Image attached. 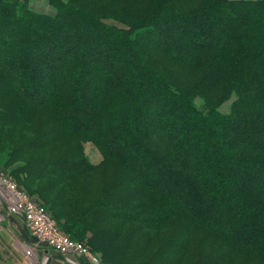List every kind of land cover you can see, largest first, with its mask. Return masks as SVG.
Instances as JSON below:
<instances>
[{"label":"trees","instance_id":"1","mask_svg":"<svg viewBox=\"0 0 264 264\" xmlns=\"http://www.w3.org/2000/svg\"><path fill=\"white\" fill-rule=\"evenodd\" d=\"M50 1L0 0V149L61 226L108 264H264V0Z\"/></svg>","mask_w":264,"mask_h":264},{"label":"rangeland","instance_id":"2","mask_svg":"<svg viewBox=\"0 0 264 264\" xmlns=\"http://www.w3.org/2000/svg\"><path fill=\"white\" fill-rule=\"evenodd\" d=\"M62 1H66V0H62ZM124 4L126 5V7L129 10H135L136 8H138L140 6V1L141 0H124ZM32 3V5L34 6L35 9H37L38 11H45L43 13H48V14H55L56 12V7L52 4V2L50 0H28V4ZM36 11V10H35ZM39 11V12H40ZM105 21L109 24H113V25H117L119 27H124L125 25L117 20H114L112 18L110 19H105ZM235 98V93L232 94V96L228 99H225L221 105L219 106V110L222 112H228L230 110V105L233 101V99ZM199 101L201 100L200 98H197ZM84 147V152L87 155V157L89 158L90 161L98 163L101 159V153L98 151V149L95 147V145L92 142H85L83 144ZM25 157H16L15 155H13L12 153H10V151H8L7 149H0V176L4 175L7 176L8 178H10L12 181H14V183L17 186V189L21 192H24L30 199H32V201L44 206V208H46V210L48 211L50 217L56 222L58 228L67 236H69L72 240L82 243L84 244L86 247H90L88 244V238L90 237V230L84 229L85 231L83 232L82 235H78L75 236V234L68 232L69 229H67L66 226H61V223L63 220H57L55 218V216L53 215L52 209L49 206V204L44 201L41 197L40 194H38L37 192L33 191L31 189V185L30 183L28 184L25 181V173L23 170V166H24V161ZM112 174V171L108 172V176ZM0 190L1 193L3 194V196L7 199L6 195L10 194V192L8 191V189L5 188V186L1 185L0 186ZM5 194V195H4ZM9 201V200H8ZM0 213L1 216L3 218L5 213V209L4 206L2 205V203L0 202ZM4 221V219H3ZM176 225H171L170 228L169 227H163L162 229H159V234L155 235L157 238H159V236H161L162 238H166L170 233V231L173 232L174 236L173 238H175V236L178 234L177 229L175 228ZM176 230V231H175ZM73 234V235H72ZM165 234V235H163ZM202 233H197L198 237H195L194 239V243L197 244H202L203 240L202 238L204 237V235ZM33 237V241L31 242V244L26 247L25 245H23L21 243V241L19 242V239H17L20 244H21V249H22V254L25 256L26 260H27V264H47V262L49 260H53V256L56 255V252L59 254H57L60 258V261H62V257L60 253L58 251H55L47 246H44L43 244H40L36 238L32 235ZM172 238V239H173ZM179 238V237H178ZM189 240H191V237H187ZM171 239V240H172ZM170 240V241H171ZM210 242V241H209ZM209 242H207L209 244ZM207 243L204 244V247H201L200 250H198L197 253V257L201 254V252H203L204 254L207 253L208 249H207ZM169 243H165L164 244V248L168 247ZM206 248V249H205ZM53 250L55 251V253H50V254H44L43 250ZM90 249V248H89ZM91 250V249H90ZM136 252L138 253L139 250L141 251V249L137 248L135 249ZM4 252V250H3ZM49 252V251H48ZM91 252L99 254L98 252H94L91 250ZM135 252V253H136ZM146 255H149V250H144ZM6 254V253H5ZM142 254V253H141ZM144 255V254H143ZM57 258V257H56ZM0 264H12L11 260L12 258L9 256L7 258H0ZM196 258H186V261H191V260H195ZM59 262V259H57ZM233 264H258L257 262L253 261L250 262L248 260H246V258H241V259H237L234 261Z\"/></svg>","mask_w":264,"mask_h":264},{"label":"built area","instance_id":"3","mask_svg":"<svg viewBox=\"0 0 264 264\" xmlns=\"http://www.w3.org/2000/svg\"><path fill=\"white\" fill-rule=\"evenodd\" d=\"M10 192L7 204L8 213L22 219L25 226L36 240L63 255L72 256L75 261L84 260L90 264H108L101 260L100 254L91 252L84 244L72 240L64 234L50 217L44 206L32 201L7 176H0V186Z\"/></svg>","mask_w":264,"mask_h":264},{"label":"crops","instance_id":"4","mask_svg":"<svg viewBox=\"0 0 264 264\" xmlns=\"http://www.w3.org/2000/svg\"><path fill=\"white\" fill-rule=\"evenodd\" d=\"M29 7L32 10H36L37 12L40 11L35 9L32 3H29ZM40 12H45V11H40ZM6 197L7 199L3 196L0 190V202L4 206L6 213L4 214L3 218L0 213V258L3 257L7 258L10 256L12 258L11 260L12 264H27V260L25 256L22 254L21 244L19 242L21 241L23 245L28 247L33 241V237L30 231L28 230V228L25 226L22 219L16 216H11L8 213L7 204L10 197L8 194L6 195ZM17 239H19V242H17L18 241ZM43 253L50 254V253H55V251L46 249L43 250ZM57 254L58 253L56 252V255H54L52 258L53 260H49L47 264H90L89 262L84 260H80V262H77V260L75 261V259L72 256L63 255L60 253L61 256H64L62 257L63 262H61L58 256L59 254L58 255ZM57 259H59V262Z\"/></svg>","mask_w":264,"mask_h":264}]
</instances>
